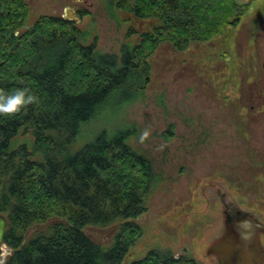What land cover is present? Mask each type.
I'll list each match as a JSON object with an SVG mask.
<instances>
[{"label": "trees", "instance_id": "trees-1", "mask_svg": "<svg viewBox=\"0 0 264 264\" xmlns=\"http://www.w3.org/2000/svg\"><path fill=\"white\" fill-rule=\"evenodd\" d=\"M109 1L159 24L119 54H101L97 39L89 42L75 21L42 15L27 26L24 0H0V90L38 97L0 114V214L8 219L3 244L12 251L5 264L122 263L141 235L131 220L146 212L157 176L152 161L129 144L136 126L103 129L79 146L88 125L108 109L144 99L150 58L161 44L185 51L220 37L239 25L251 0ZM22 132L33 141L20 142ZM116 223L107 248L84 231ZM130 264L199 263L152 250Z\"/></svg>", "mask_w": 264, "mask_h": 264}, {"label": "rangeland", "instance_id": "rangeland-1", "mask_svg": "<svg viewBox=\"0 0 264 264\" xmlns=\"http://www.w3.org/2000/svg\"><path fill=\"white\" fill-rule=\"evenodd\" d=\"M24 1L27 26L42 15L77 18L76 26L90 34L89 42L97 39L101 54H119L123 44H138L159 24L116 10L109 0ZM248 6L239 25L220 37L185 51L161 44L150 58L144 99L108 109L88 125L79 146L103 129L113 133L136 126L129 144L152 161L157 176L146 212L131 220L141 235L121 264L152 250L219 264L209 250L223 238L228 215L240 213L264 224V0ZM145 130L149 136L141 143ZM18 140L33 141L23 132ZM119 227L84 231L107 248ZM11 254L1 244L0 264Z\"/></svg>", "mask_w": 264, "mask_h": 264}, {"label": "water", "instance_id": "water-1", "mask_svg": "<svg viewBox=\"0 0 264 264\" xmlns=\"http://www.w3.org/2000/svg\"><path fill=\"white\" fill-rule=\"evenodd\" d=\"M225 222L223 238L211 247L209 253L218 257L219 264H262L264 253L260 247V234L264 233V224L240 213L237 219L228 215ZM7 227V217L0 214V245L5 239Z\"/></svg>", "mask_w": 264, "mask_h": 264}, {"label": "clouds", "instance_id": "clouds-1", "mask_svg": "<svg viewBox=\"0 0 264 264\" xmlns=\"http://www.w3.org/2000/svg\"><path fill=\"white\" fill-rule=\"evenodd\" d=\"M38 97L30 94L28 89H18L11 95H6L3 90H0V114L11 115L21 110L27 105L36 103ZM149 136V132L145 130L141 135V143Z\"/></svg>", "mask_w": 264, "mask_h": 264}, {"label": "flooded vegetation", "instance_id": "flooded-vegetation-1", "mask_svg": "<svg viewBox=\"0 0 264 264\" xmlns=\"http://www.w3.org/2000/svg\"><path fill=\"white\" fill-rule=\"evenodd\" d=\"M69 13V12H68ZM68 16H69V14H67ZM63 19H65V20H72V21H79L77 18L75 19V20H73V19H67V17H62ZM75 21V22H76ZM238 218V216L236 215V218L234 217V218H232V219H237ZM262 236H264V233H261L260 234V247L262 248V251H263V253H264V247H263V245L261 244V239H262Z\"/></svg>", "mask_w": 264, "mask_h": 264}]
</instances>
